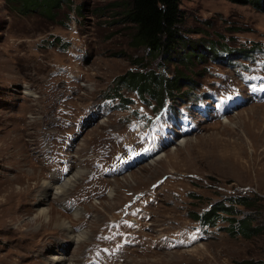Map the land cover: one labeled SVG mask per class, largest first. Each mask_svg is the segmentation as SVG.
<instances>
[{"label":"rangeland","instance_id":"1","mask_svg":"<svg viewBox=\"0 0 264 264\" xmlns=\"http://www.w3.org/2000/svg\"><path fill=\"white\" fill-rule=\"evenodd\" d=\"M70 3L71 9L55 8L50 19L39 9L23 13L19 0H0V264H59L58 258L66 259L60 264L263 261L264 9L230 0H181L186 42L206 46L217 41L221 45L216 50L224 54L227 48L257 43L254 59L244 62L246 66L230 67L225 61L213 62L207 54L192 69L179 60L165 65L153 60L149 68L164 65L166 76L175 70L188 75L200 71L195 77L200 82L198 95L212 93L200 100L202 109L238 98L220 110L226 117L220 120L223 116L216 111L209 121L187 124L197 129L184 127L186 135L180 140L168 137L169 147L103 180L105 188L84 185L91 154L113 157L127 145L149 147L170 127L159 116L163 112L153 113L134 91H119L136 100L129 109L110 108L116 100L106 96L109 90L127 71L138 69L132 57L144 54L143 48L128 44L129 25L120 21L125 0ZM78 5L81 12L74 10ZM59 40L68 42L67 48ZM145 95L155 102V97ZM172 97L174 104L182 103L179 108L189 110L192 98L183 101L180 93ZM233 105L236 108L230 111ZM88 117L90 121L85 120ZM66 119L75 125H61ZM80 120L85 125L77 126ZM57 135L64 137L55 142ZM70 135L76 136L67 152L75 163L58 183L53 179L61 177L56 170L58 153L65 141H72ZM181 140L191 141L179 148ZM159 154L166 155L150 164ZM77 171L82 174L76 184L58 197L55 190ZM45 183L53 190H40ZM149 191L154 198L145 206L149 232H126L136 210L127 213L118 231L105 232L112 218L118 221L123 210L136 208ZM239 194L254 199L251 210L238 209L251 214L253 225L260 227L258 234L230 236L224 228L227 222L203 229L191 217L192 212ZM66 205L71 209H63ZM43 210L49 221L39 218ZM58 222L67 228H57ZM85 231L86 240L75 244L74 236ZM178 231L190 237L189 245L166 244Z\"/></svg>","mask_w":264,"mask_h":264},{"label":"trees","instance_id":"2","mask_svg":"<svg viewBox=\"0 0 264 264\" xmlns=\"http://www.w3.org/2000/svg\"><path fill=\"white\" fill-rule=\"evenodd\" d=\"M20 10L31 12L33 9H39L41 14L47 18L53 19L55 8L66 5L71 9V0H19ZM235 3H251L255 7L264 9V0H230ZM181 0H125L123 6L121 22L127 24L130 29L129 45L132 49L143 48L144 54L134 56L131 62L138 69L127 71L117 79L114 87L109 90L106 96L119 99L121 105L130 103L131 99L124 93H119L123 88L127 93L135 91L137 95L147 101L145 93L155 97V102L159 108L164 103L166 96L173 99V94L180 93V99L184 98L197 87L198 80L195 78L200 75V71L188 75L183 72L175 71L166 76L163 72L166 70L165 64L176 63L178 60L185 63L186 69L195 67L196 62H201L209 53L213 59L224 58L222 53L216 50L217 41H210V44H198L187 41L182 32L184 23V12L181 7ZM74 10L81 12V5L75 6ZM21 11V12H22ZM67 18V15H64ZM62 22V21H61ZM221 45V44H219ZM224 46V45H223ZM257 43L252 46H237L227 48L226 52L230 56L244 55L249 56L252 50L256 49ZM224 48H226L224 46ZM264 49V47H262ZM159 59L162 65L157 70L150 69L153 60ZM177 60V61H176ZM201 71L203 70L200 69ZM205 71V70H204ZM202 74V73H201ZM186 86V91L182 90ZM196 199H201L199 195H194ZM254 199L250 195H234L218 200L204 212H192L191 217L200 220L202 223L210 226L216 225L220 220L226 221L228 225L224 228L230 236L241 234L244 237H251L260 232V227L253 225L251 214L238 209V206L251 210ZM248 264H264L250 261Z\"/></svg>","mask_w":264,"mask_h":264},{"label":"bare ground","instance_id":"3","mask_svg":"<svg viewBox=\"0 0 264 264\" xmlns=\"http://www.w3.org/2000/svg\"><path fill=\"white\" fill-rule=\"evenodd\" d=\"M191 140H193V139H191ZM191 140H181V142H179V144L177 145V146H179V148H181L182 146H184V144L186 143L187 144V142H189V141H191ZM172 152H175V151H172ZM165 155L166 154H164V155H162V154H159L158 156H157V159L155 160L154 159V161L152 162V163H150V164H155L157 161H159V160H161L163 157H165ZM71 173V172H70ZM70 173H68L63 179H60L59 177H52L54 180H55V182H58V183H62L68 176H69V174ZM82 174V172L81 171H77V172H75L74 174H73V176L71 177V178H69V179H67L58 189H56L55 190V192H56V194H58V197H60L61 195H63L70 187H72L73 186V183H75L77 180H78V178H79V176ZM54 182V183H55ZM76 184V183H75ZM74 184V185H75ZM44 190V193L46 192V191H51V190H53L52 189V187L49 185V184H44L42 187H41V189L40 190ZM42 195H44V194H42ZM111 196V193H110V195H109V197ZM41 197V196H40ZM42 200V199H41ZM39 218H41V219H43V220H45V221H49L51 218H50V216H49V213L47 212V211H45V210H43V211H40V213H39ZM38 218V219H39ZM56 227L57 228H61V229H66L67 227H66V224L65 223H63V222H61V223H57L56 224ZM85 235H87V232L85 231V232H82V233H80L79 235H77V236H74L76 239H77V241H75L74 239H72V241L73 242H75V244H81L84 240H86V236ZM85 236V237H84ZM54 261V260H53ZM56 261V263H61V262H65L66 261V259L65 258H58V259H56L55 260ZM70 264V263H69Z\"/></svg>","mask_w":264,"mask_h":264},{"label":"snow or ice","instance_id":"4","mask_svg":"<svg viewBox=\"0 0 264 264\" xmlns=\"http://www.w3.org/2000/svg\"><path fill=\"white\" fill-rule=\"evenodd\" d=\"M145 151H147V149H145ZM193 239H195V237H193Z\"/></svg>","mask_w":264,"mask_h":264}]
</instances>
